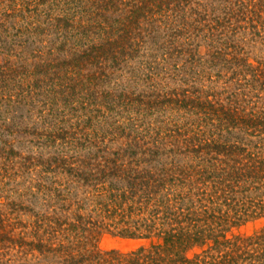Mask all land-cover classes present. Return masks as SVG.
I'll return each mask as SVG.
<instances>
[{
  "label": "trees",
  "instance_id": "obj_1",
  "mask_svg": "<svg viewBox=\"0 0 264 264\" xmlns=\"http://www.w3.org/2000/svg\"><path fill=\"white\" fill-rule=\"evenodd\" d=\"M23 2L36 35L61 40L58 56L37 69L70 105L92 93L89 105H98L92 86L108 67L111 75L139 59L148 70L172 66L144 102L153 121L128 116L127 133L90 142L99 153L114 149L110 157L69 156L78 139L52 131L65 155L48 171L64 180L35 183L36 192L30 185L31 205H0V264H9L8 255L42 264H264V228L230 236L264 217V58L252 63L237 39L246 27L264 42V0ZM210 2L226 6L211 13ZM129 98L122 94L108 110L130 109ZM30 158L33 167L46 165ZM43 188L45 204L37 207ZM104 232L152 242L103 250Z\"/></svg>",
  "mask_w": 264,
  "mask_h": 264
},
{
  "label": "rangeland",
  "instance_id": "obj_2",
  "mask_svg": "<svg viewBox=\"0 0 264 264\" xmlns=\"http://www.w3.org/2000/svg\"><path fill=\"white\" fill-rule=\"evenodd\" d=\"M23 1L0 0V181L7 184L4 192L0 194V205H5L11 199L16 202L21 200L25 205H31L29 201H26L30 185L36 192L38 187L35 183L42 182L44 187L58 186L64 180L62 179L64 174L54 175L53 172L48 171L50 164L59 154L65 155L59 152L61 141L52 142L54 140L52 131H57L58 127L69 133V141L78 139V149H73L77 153L67 151L69 156L76 155L77 158L81 155L84 159L92 155L99 159L110 157V151L114 149L99 153L96 148L90 147V142H95L101 139L100 137L107 139L118 137L119 134H115L117 131L127 133L128 116L141 114L142 121H153L156 114L155 116L147 115L144 102L153 99V95L157 94L153 85L157 82L159 75L163 77L167 69L165 66L168 68L172 66L170 62L165 65L162 63L158 64L159 66L154 70H148L142 66V59H139V63L133 61L129 66H119L115 71L111 69L113 71L111 75L108 74V67L106 71L104 70V73H107L106 76L99 74L96 84L92 86V91L95 92L93 96L99 97V104L89 105L92 93L79 96L83 98L70 105L62 99L63 97L51 90V81L45 79V73H40V69H37L42 61L58 56L56 47L61 46L59 44L61 40L56 41L55 36L51 37L48 33L41 37L36 35L27 17L30 8ZM209 5L211 13L214 7L226 6L222 2L220 4L210 2ZM63 7L65 8L61 3L58 9H64ZM69 12L75 13V10ZM244 28L246 30L237 29V39L240 46L251 53L250 61L253 63L252 57L264 58V42L250 33L249 28ZM230 33L232 32L229 31L228 34ZM203 52L206 53V47H203ZM158 62L161 63V60ZM183 64L180 62L179 66ZM215 73L216 71L213 72L212 77L214 79ZM132 80L134 83H131ZM170 83L173 85L171 81ZM206 83H208L207 80ZM122 94L129 95L128 100L133 101L130 109L126 110L122 105L109 111L112 101ZM107 95L110 97L108 98ZM29 156L32 162L43 161L46 165L33 167L26 159ZM5 170H8L9 175L15 173L12 180L5 176ZM53 181L57 182L53 183ZM42 191L43 193H39L37 198L39 201L37 207H44L45 204L46 188ZM23 219H26L24 222L29 220L27 215ZM262 228H264V217H259L234 228L230 236H250ZM151 242L104 232L99 238L98 246L103 250L117 249L129 252L149 245ZM3 259L9 261V264H42L43 262L39 258L32 259L31 256L19 258L16 255H8Z\"/></svg>",
  "mask_w": 264,
  "mask_h": 264
}]
</instances>
